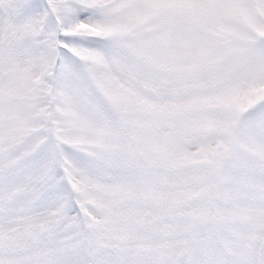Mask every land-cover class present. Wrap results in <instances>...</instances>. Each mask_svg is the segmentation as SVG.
Masks as SVG:
<instances>
[{"label": "snow or ice", "instance_id": "6c2138e0", "mask_svg": "<svg viewBox=\"0 0 264 264\" xmlns=\"http://www.w3.org/2000/svg\"><path fill=\"white\" fill-rule=\"evenodd\" d=\"M0 264H264V0H0Z\"/></svg>", "mask_w": 264, "mask_h": 264}]
</instances>
